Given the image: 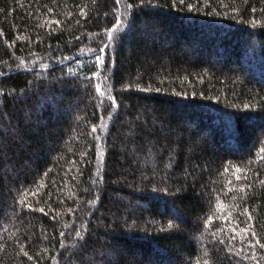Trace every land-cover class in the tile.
<instances>
[{
  "label": "trees",
  "instance_id": "obj_1",
  "mask_svg": "<svg viewBox=\"0 0 264 264\" xmlns=\"http://www.w3.org/2000/svg\"><path fill=\"white\" fill-rule=\"evenodd\" d=\"M0 264H264V0H0Z\"/></svg>",
  "mask_w": 264,
  "mask_h": 264
},
{
  "label": "snow or ice",
  "instance_id": "obj_2",
  "mask_svg": "<svg viewBox=\"0 0 264 264\" xmlns=\"http://www.w3.org/2000/svg\"><path fill=\"white\" fill-rule=\"evenodd\" d=\"M181 2H183V0H181ZM109 38H111V37H109Z\"/></svg>",
  "mask_w": 264,
  "mask_h": 264
}]
</instances>
